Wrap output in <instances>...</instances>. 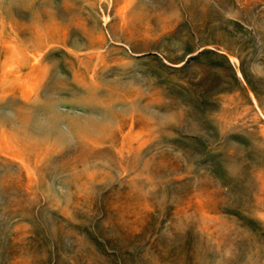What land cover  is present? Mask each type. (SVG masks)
Instances as JSON below:
<instances>
[{"label":"rangeland","instance_id":"1","mask_svg":"<svg viewBox=\"0 0 264 264\" xmlns=\"http://www.w3.org/2000/svg\"><path fill=\"white\" fill-rule=\"evenodd\" d=\"M0 264H264V0H0Z\"/></svg>","mask_w":264,"mask_h":264}]
</instances>
